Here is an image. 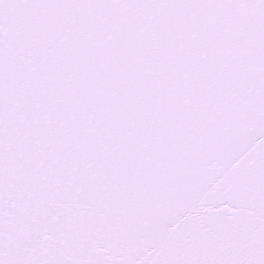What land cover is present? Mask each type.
Returning a JSON list of instances; mask_svg holds the SVG:
<instances>
[{
	"label": "snow or ice",
	"instance_id": "6c2138e0",
	"mask_svg": "<svg viewBox=\"0 0 264 264\" xmlns=\"http://www.w3.org/2000/svg\"><path fill=\"white\" fill-rule=\"evenodd\" d=\"M0 264H264V0H0Z\"/></svg>",
	"mask_w": 264,
	"mask_h": 264
}]
</instances>
